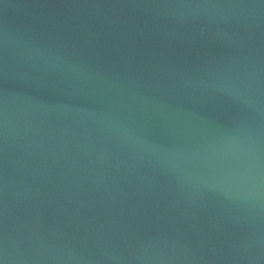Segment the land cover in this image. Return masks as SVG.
I'll use <instances>...</instances> for the list:
<instances>
[{"label":"water","instance_id":"obj_1","mask_svg":"<svg viewBox=\"0 0 264 264\" xmlns=\"http://www.w3.org/2000/svg\"><path fill=\"white\" fill-rule=\"evenodd\" d=\"M0 264H264V0H0Z\"/></svg>","mask_w":264,"mask_h":264}]
</instances>
